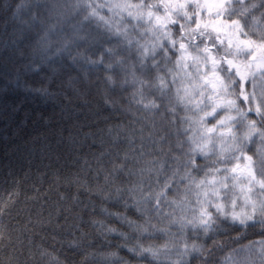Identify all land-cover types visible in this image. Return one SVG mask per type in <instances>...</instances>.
I'll return each mask as SVG.
<instances>
[{"label": "trees", "instance_id": "trees-1", "mask_svg": "<svg viewBox=\"0 0 264 264\" xmlns=\"http://www.w3.org/2000/svg\"><path fill=\"white\" fill-rule=\"evenodd\" d=\"M175 1L0 0V264H264V224L237 227L222 216L215 219L211 208L215 234L187 224L199 222L205 193L219 190V198L208 199L225 205L229 214L235 199L239 207L238 195L248 186H241L231 169L248 161L235 157L251 156L250 169L259 179L264 143L254 138V143L244 142L241 152H231V139L218 133L232 127L239 135L238 126L207 133L217 120L236 117L234 110L204 123L183 119L197 121L211 106L189 109L209 95L217 99L211 86L202 87L200 77L209 69L201 64L197 74L183 67L197 54L192 49L181 65L175 63L179 52H168V58L158 54L145 60L141 70L136 48L151 50L163 42V31L175 33V28H157L155 17L167 15L163 9L131 6ZM205 2L211 0H182ZM78 3L91 7L76 8ZM232 7L249 10L247 20L256 35L245 29L249 34L241 37L259 45L264 0ZM94 9L96 15L85 19ZM139 16L144 19H135ZM117 30L124 35L117 36ZM228 58L241 71L250 60ZM173 76L175 83L163 94L147 87L158 86L157 77L168 82ZM244 91L255 92L258 102L264 77L245 84ZM227 100L236 96L218 98ZM150 103L158 107L143 106ZM237 106L246 111L255 104L237 101ZM255 119L249 114L248 121ZM200 148L204 154L193 151ZM161 192L166 195L159 197ZM253 192L258 201L264 199V192ZM149 195L153 199L145 200Z\"/></svg>", "mask_w": 264, "mask_h": 264}, {"label": "snow or ice", "instance_id": "snow-or-ice-1", "mask_svg": "<svg viewBox=\"0 0 264 264\" xmlns=\"http://www.w3.org/2000/svg\"><path fill=\"white\" fill-rule=\"evenodd\" d=\"M243 0H220L219 3H162V4H146L140 3L138 5H133L131 7H136L139 9L142 8H156L163 9L167 14L165 17L166 23L160 24L161 17L156 16L155 20L157 21L158 29H168L175 28V33L171 31H163L162 36L159 38L163 42L159 44L151 45V50L148 47L143 45H139L136 48V52L140 55L137 57L140 61L141 70H144V61L151 59L155 60L158 54H162L163 58H168L167 53L171 52L175 55L179 52L180 57L176 60V65H181L182 62L186 59V53H188L189 49H192L197 54L195 56H191V64H183V67L187 68L189 66L193 67L197 74H199L200 68L199 66L203 64V66L209 69V72H205L200 79L203 80L202 87L208 90L209 86H211V91L217 95V99H214L212 95L207 96L206 101L201 99V101L193 106L192 109L195 111H202L201 105L204 107L211 106V111L205 112L203 116H199L197 121H189L187 117L183 118L186 122H194V123H204L209 120V118L215 120L216 116L226 110H234L237 113L236 117L233 116H225L223 119L217 120L216 123L207 129L208 134H214L217 132L218 128H225L229 124H233L234 126H238L239 135L237 131H234L232 127L228 128L227 133L221 131L218 133L219 137H225L231 139L232 144L229 146V151L231 152H241L245 147V141L248 143H254V138H259L261 143H264V93H261L257 102V97L255 92L247 93L244 91V85H251L252 81L259 74L264 77V33L260 34L258 39L261 41L259 45L256 44V41L248 40H240L239 37L247 36L249 31H252L251 26L248 23V9H237L232 7L233 4H242ZM76 8L86 10L88 7H91L89 4H76ZM116 8H120V5H116ZM124 7H128L125 5ZM192 9L191 13L186 9ZM215 8L216 11L212 12V9ZM199 10V11H197ZM200 11H208L211 15H213L216 19L209 20L207 22L202 23L199 19ZM95 9L89 13L88 16H85V19H89L91 16H95ZM131 17V13H128ZM175 16L176 18H172ZM238 17V18H234ZM153 18V12L149 11L147 13L148 22L151 23ZM137 20H143V16L135 17ZM103 20V17H101ZM183 20L185 23L181 24L180 21ZM106 27H110L109 21H104ZM194 24L195 27L190 30L187 29V25ZM52 28L55 25L51 26ZM135 28V26H133ZM127 29H125V32ZM117 36L124 35L123 32L119 30L115 33ZM252 35H256L255 31H252ZM235 36L236 40H233L232 37ZM223 37V38H222ZM197 38L198 41H197ZM187 41V43H185ZM227 41V43H226ZM129 45L130 41L127 42ZM138 44V42H137ZM203 45V47H201ZM159 49V53L157 52ZM108 55H113L112 49L105 50ZM239 57L245 56L249 57V62L244 65V67L248 68V72H242L241 66L234 63L233 59H229L228 57ZM257 62H259L257 64ZM92 63H103L100 61H93ZM117 64H123L124 61H116ZM253 65H256V71H252ZM113 64L109 63L107 68L111 69ZM151 68L159 67V64H153L150 66ZM220 74H223L221 77ZM132 76L134 81L137 80L135 71H132ZM159 79L160 84L158 86L153 84H147V87H158L161 93L168 88L169 84L175 83V76L168 82H165L164 77H157ZM111 80V77H109ZM142 86L146 84L145 81L139 80ZM194 91H198V89H194ZM205 91H199V95L201 97L205 96ZM141 95H143L141 93ZM234 95L236 96V100H227L225 102H218L219 96H228ZM237 101L241 103L244 102H252L255 104L254 107L248 108L246 111L241 110L240 107L237 106ZM146 109L149 108H157L158 106L154 103L143 105ZM173 109V114H174ZM249 114H252L257 117L255 120L248 121ZM248 121L247 123H245ZM246 129V131H245ZM185 132L188 130L185 129ZM211 138V136L209 137ZM194 152H199L204 154L203 148L193 149ZM144 153L141 152V155ZM258 154L259 150H258ZM236 160H247L249 162L252 161L251 156H236ZM190 163V162H189ZM187 166V165H185ZM239 164L236 167L231 169L232 173H236L239 168ZM219 171V169L217 170ZM223 171L228 172L229 169L225 168ZM260 178L258 179L256 173L249 169L247 174L244 176V179L247 180L248 192L255 195L253 189H257L258 192H264V155H261L260 158V167L258 169ZM178 175V172H173V176ZM186 177H182L184 179ZM204 184V181L200 182ZM258 186V188H257ZM224 189H227V185H223ZM235 187V185H233ZM241 192H244V189H241ZM166 193L161 192L158 194L159 197L165 196ZM205 199L202 206L200 208L199 217L196 218L199 222L194 223L193 221H188L187 224H191L194 228H200L203 230L205 234H207L210 230L215 234L217 231L216 228L213 227V216L209 211L211 208L215 213V219H220L223 217L224 223H231L237 227H248L251 225H255L257 223L264 224V199H260L257 202H250L248 199H245L244 204L248 206L251 204L253 209V213L249 214L246 212L236 213L234 211L235 201L232 202L233 211L229 214L228 211L225 210V205L216 203L213 204L211 199H208V196L211 195L213 197L219 198V190H215L211 193H205ZM145 200L150 201L153 199L152 195L144 197ZM227 199V196H225ZM197 201H199V195L197 196ZM256 211H259L261 214L259 218H257L254 214ZM175 223V222H174ZM187 225H182L186 227ZM182 230V229H181ZM193 249H196V246L193 245ZM243 249L237 250L242 251ZM145 251H151L150 249H146ZM157 253H153L155 256Z\"/></svg>", "mask_w": 264, "mask_h": 264}, {"label": "rangeland", "instance_id": "rangeland-1", "mask_svg": "<svg viewBox=\"0 0 264 264\" xmlns=\"http://www.w3.org/2000/svg\"><path fill=\"white\" fill-rule=\"evenodd\" d=\"M220 1L219 0H211V3H219ZM175 3H182V0H176L175 1ZM215 8H213L212 9V12H215ZM203 12H205V13H203V15H204V21L205 22H207V21H209V20H214V19H212L213 18V15H211L208 11H203ZM200 16V15H199ZM159 17H161V19H163V20H165V16H163V14H159ZM166 21V20H165ZM223 38V37H222ZM232 38H234V37H232ZM240 39H242V40H244V41H247V39H245L244 37H239ZM227 42V41H226ZM259 62H257V64H258ZM249 71V69L248 68H246V67H244V69H243V71L242 72H248ZM252 71H256V65H253V67H252ZM259 75V74H258ZM257 75V76H258ZM256 76V77H257ZM256 77H255V79H256ZM250 164H251V162H247L246 164H245V166H241L240 164H239V168L237 169V172H236V174L234 175L235 176V178H236V181L242 186H248L247 188H246V190H244V192L243 193H240L239 195H238V197L240 198V204H239V207L237 208V207H235L234 208V211L236 212V213H240V212H246V213H249V214H252L253 213V209H252V207H251V204H249L248 206H245V204H244V201H245V199H248L249 201L253 198V196H254V199H255V201L254 202H257L258 201V199H256V195H253L252 193H250V192H248V188H249V185H248V182H247V180L246 179H244V176L247 174V172L249 171V169H250ZM236 166H237V164H236ZM263 196H264V193H263ZM235 202H236V199H235ZM258 203V202H257ZM233 211V210H232ZM255 216H258V217H260V213H259V211H256L255 212V214H254Z\"/></svg>", "mask_w": 264, "mask_h": 264}]
</instances>
